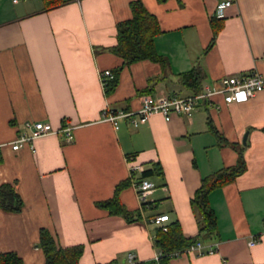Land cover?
Listing matches in <instances>:
<instances>
[{"label":"crops","instance_id":"crops-1","mask_svg":"<svg viewBox=\"0 0 264 264\" xmlns=\"http://www.w3.org/2000/svg\"><path fill=\"white\" fill-rule=\"evenodd\" d=\"M132 1L61 0L50 7L42 0H0V185H13L23 201L19 213L0 209V253L44 264L37 244L46 229L60 247H82L79 264H158L159 228L177 222L185 238L196 237L190 206L196 190L234 166L243 148L244 173L208 195L216 238L168 264H263L264 91L241 104L216 97L219 109L200 103L189 117L152 115L138 128L124 120L115 129L103 111H138L145 96L191 95L182 75L194 68L203 75L201 91L224 77L264 76V0H233L221 19L215 17L219 0H140L158 20L154 45L165 68L150 61L124 66L107 96L100 74L122 66L111 48ZM212 18L222 25L208 48ZM35 122L73 127V140L52 134L36 139L34 152L13 151L25 123ZM129 158L144 171L161 168L134 175L153 185L146 211L129 179ZM123 182L118 199L129 220L98 206ZM163 215L162 225L151 222ZM251 240L257 242L248 246Z\"/></svg>","mask_w":264,"mask_h":264},{"label":"trees","instance_id":"trees-1","mask_svg":"<svg viewBox=\"0 0 264 264\" xmlns=\"http://www.w3.org/2000/svg\"><path fill=\"white\" fill-rule=\"evenodd\" d=\"M46 6L54 7L61 3V0H42ZM163 2L164 0H157ZM130 18L119 21L116 24L117 43L111 48V52L122 60V66L111 71L112 79L105 80V94L109 96L118 86L119 71L124 66H129L141 61H150L159 64L165 68L166 61L156 52L154 39L161 33L158 20L151 15L143 6L140 0L130 2ZM222 20L212 18V39L208 48L213 46L215 39L221 30ZM207 50V49H206ZM203 75L199 69L182 75L184 86L191 90V95L201 92V80ZM236 164L231 167L223 168L203 179L201 186L196 190L193 199L190 202L192 212L197 218L198 235L194 238H185L180 225L177 222L166 225L167 231L159 228L154 238V245L159 251L158 264H168L170 259L182 254L185 250L203 240H213L217 234V220L208 202L209 193L216 188L222 187L233 182L238 176L246 170V164L243 157V148L238 149ZM1 162V158H0ZM161 168L154 165V169L145 170L142 177H148L154 172H160ZM123 182L116 187L114 196L98 204L99 207L106 209L110 215H122L126 220L130 219L124 207L118 199L119 190L126 186ZM23 201L17 193L15 187L9 183L0 185V209L8 213H19L22 211ZM149 208L148 203L143 205L141 210L146 211ZM139 216V213H138ZM38 247L42 250L45 258L44 264H79V258L82 254L81 246L62 248L58 245L56 236L46 229H40ZM0 264H23L22 259L14 252L0 253ZM113 264V263H109ZM264 264V263H263Z\"/></svg>","mask_w":264,"mask_h":264},{"label":"built area","instance_id":"built-area-1","mask_svg":"<svg viewBox=\"0 0 264 264\" xmlns=\"http://www.w3.org/2000/svg\"><path fill=\"white\" fill-rule=\"evenodd\" d=\"M20 1L29 0H12L14 4ZM233 3V0H219L215 17L218 19L223 18L224 11ZM264 57V56H263ZM113 75L110 71H103L100 74L102 85H105V80L112 79ZM264 91V76L257 72H251L241 77H224L222 78L217 87L214 89L206 88L196 95H188L185 97H142L140 109L135 112H123L113 111L108 108L104 109L103 117L105 121L112 124L117 129L120 121H128L133 128H138L140 125L145 124L152 115L160 114L165 121H169L173 115H185L190 116L193 110L200 104L204 103L205 106L210 109H219L218 103L215 102L216 97H220L225 104H241L247 102L258 93ZM25 132L18 134V137L11 144L13 151L27 146L32 152H34L33 142L36 139L45 137L47 135H63L66 142L73 140L72 130L73 127L65 126L60 128H53L49 123H25ZM129 165V179L131 180L132 187L138 195L140 201V208L147 204V197L152 192V183L144 178L134 180V175L142 174L144 169L141 165H137L132 162V158L128 159ZM168 220V216H157L151 219V222L156 225H162V223ZM162 231H167V226H161ZM257 240H251L248 246H253ZM203 245L197 242L189 246L185 252H201ZM208 254L214 252V249L210 247ZM133 255H128V262L131 263ZM159 256L155 257L158 261Z\"/></svg>","mask_w":264,"mask_h":264}]
</instances>
